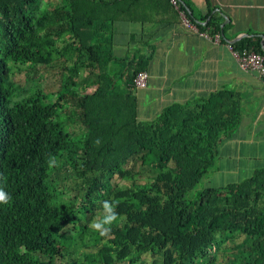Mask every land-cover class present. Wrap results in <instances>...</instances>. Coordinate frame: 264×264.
<instances>
[{"label":"trees","instance_id":"1","mask_svg":"<svg viewBox=\"0 0 264 264\" xmlns=\"http://www.w3.org/2000/svg\"><path fill=\"white\" fill-rule=\"evenodd\" d=\"M179 2L201 30L227 40V27L216 17L196 22L188 3ZM147 4L59 0L43 8L41 0H0V191L8 198L0 203V264H134L142 253L150 254L151 264L158 257L160 264H214L228 242L231 264H264V168L188 197L239 122L233 92L169 104L154 120L137 119L133 78L146 69L154 45L145 44L146 53L135 52L134 59L119 57L113 21L135 20L133 13ZM65 35L63 46H56ZM232 45L264 54L258 40ZM37 63L69 70L60 92L79 98L78 117L86 127L80 135L69 138L63 130V94L52 98L39 81L22 87L9 81L11 66ZM80 65L92 75L93 68L106 73L88 81L99 85L92 92L67 89ZM123 75L127 90L117 82ZM138 162L154 168L150 180L126 189L112 182L130 175ZM61 167L78 181L71 197L64 194L66 183L51 177ZM105 201L117 216L111 225L101 213ZM94 220L110 230L96 232ZM89 230L95 245L84 242Z\"/></svg>","mask_w":264,"mask_h":264},{"label":"crops","instance_id":"2","mask_svg":"<svg viewBox=\"0 0 264 264\" xmlns=\"http://www.w3.org/2000/svg\"><path fill=\"white\" fill-rule=\"evenodd\" d=\"M185 2L196 22L212 14L227 27V40L237 45L247 39L258 40L262 49L264 0ZM146 3V8L133 13L135 20L122 17L113 21L114 51L119 57L134 59L135 52L146 53L145 44L154 45L145 69L147 86L131 89L137 99V119L151 121L169 104H190L230 90L239 100L240 118L235 130L218 145L207 174L214 185L207 186L236 182L264 168V84L259 73L241 68L223 42L213 43L187 27L165 0ZM118 83L127 90L126 79Z\"/></svg>","mask_w":264,"mask_h":264},{"label":"rangeland","instance_id":"3","mask_svg":"<svg viewBox=\"0 0 264 264\" xmlns=\"http://www.w3.org/2000/svg\"><path fill=\"white\" fill-rule=\"evenodd\" d=\"M54 1H59V0H41V6L43 8H47L51 6L52 2ZM57 24H60L59 21H57ZM68 35H65L61 37V39L57 40L55 45L58 47H62L63 44V39H66ZM111 65H113V62H111ZM72 65H69L71 67ZM115 69L118 68L116 67V64L113 66ZM11 71H10V76H9V81L13 82L16 86H25V85H30L33 81H39L43 90L49 93L52 98H57L61 93L63 94L64 100H62V107L59 108L60 112V122L62 123L63 130L67 133L69 138L73 135H80L86 130L85 125L79 120V111H80V106L77 105L79 102V98L76 95H73L71 93H66V92H60L64 87V81L63 78L64 76L70 74L69 70H62L60 68H52L49 67L47 64L43 63H37V65L31 69H26L25 67H17L16 65L11 66ZM95 72H98L93 68V73L95 75ZM99 76L101 79L103 76H105V71H100L98 72ZM91 75V76H89ZM94 75H92L89 70L85 69L83 66H78V70L75 73L74 76V82L75 84H70L67 89L72 90V91H78L81 92L82 94H85L87 92H92V90H95L99 87L98 84H87L89 83L88 81L93 80ZM89 76V77H88ZM125 76L123 75L122 77L118 78V82L121 80L122 83L125 81ZM81 96V95H80ZM79 96V97H80ZM82 97V96H81ZM62 169V167L60 168ZM154 168L152 167H142L140 165V162L131 169V174L128 175L127 177L123 179H113L112 182L115 183L117 181V184L121 189H126V188H131L135 186L136 184L146 182L150 180L154 173ZM75 173H71L68 169H62V171L59 173H53L51 175L52 179L54 180L55 183H66L67 189L64 190V194H69L70 197L73 196L76 192L77 189H73L75 185H77L78 181L75 178ZM210 177V176H209ZM212 179V177H211ZM212 181L208 180L207 174L204 175L201 180L199 181L196 186L191 190L189 193L188 197H193L198 191H200L205 185L211 184L214 185ZM75 201V200H74ZM79 201V200H78ZM77 201V203H78ZM76 202H74L75 204ZM103 214H106L107 211L105 207L102 209ZM94 223H98L97 221H93ZM93 230L96 231L94 227H92ZM92 230H89L84 237V242L88 244L95 245L96 244V239L95 235H92L95 232ZM101 233V230H98ZM97 232V231H96ZM241 238H238L237 242ZM230 245V242L227 244L221 246V248L218 251L216 262L214 264H231V258L228 256L229 254H226L227 251L226 247ZM83 250H88L87 248ZM228 250V249H227ZM135 256V253H133ZM161 262L159 261V257L157 258V263L160 264ZM122 264H131L129 262H124ZM134 264H151V257L149 253H142L139 255V257L136 255V260Z\"/></svg>","mask_w":264,"mask_h":264},{"label":"built area","instance_id":"4","mask_svg":"<svg viewBox=\"0 0 264 264\" xmlns=\"http://www.w3.org/2000/svg\"><path fill=\"white\" fill-rule=\"evenodd\" d=\"M174 8L177 10L182 22L189 28L193 29L195 32H198L200 35L209 39L213 43L223 42L228 49L231 51V54L238 62V65L244 70H254L257 71L261 77V80L264 84V54L255 51L252 48H236L232 45V42L229 40L222 41L223 36L220 32L212 33L210 29L201 30L197 23L190 21L184 10L180 8L179 0H170ZM148 72L146 70H140L136 73L133 78V84L135 88H145L148 83Z\"/></svg>","mask_w":264,"mask_h":264},{"label":"clouds","instance_id":"5","mask_svg":"<svg viewBox=\"0 0 264 264\" xmlns=\"http://www.w3.org/2000/svg\"><path fill=\"white\" fill-rule=\"evenodd\" d=\"M7 199L8 198L6 197V195L2 191H0V203H7ZM104 204H105V209L108 213V215L104 219V224L111 225L117 219L116 213L114 211V206L108 201H105ZM92 227H94L97 230L102 229L101 231L102 235L106 234L110 230L109 228H103L102 225L98 223H94Z\"/></svg>","mask_w":264,"mask_h":264},{"label":"water","instance_id":"6","mask_svg":"<svg viewBox=\"0 0 264 264\" xmlns=\"http://www.w3.org/2000/svg\"><path fill=\"white\" fill-rule=\"evenodd\" d=\"M262 50L264 51V39L261 40Z\"/></svg>","mask_w":264,"mask_h":264}]
</instances>
